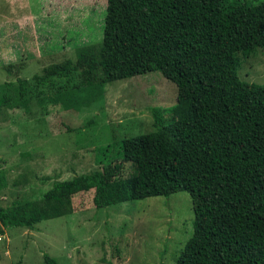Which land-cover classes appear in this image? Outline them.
<instances>
[{
    "label": "trees",
    "instance_id": "16d2710c",
    "mask_svg": "<svg viewBox=\"0 0 264 264\" xmlns=\"http://www.w3.org/2000/svg\"><path fill=\"white\" fill-rule=\"evenodd\" d=\"M106 3L103 40L45 68L32 90L80 109L103 100L107 84L159 71L177 86V104L152 108L155 129L114 143L115 155H105L114 144L98 149L100 170L55 181L38 200L0 204V235L71 215L74 198L91 191L97 209L187 192L194 231L176 264H264V85L239 75V55L264 49V0ZM17 82L16 99L0 85V109L26 97L29 83Z\"/></svg>",
    "mask_w": 264,
    "mask_h": 264
},
{
    "label": "rangeland",
    "instance_id": "374dc122",
    "mask_svg": "<svg viewBox=\"0 0 264 264\" xmlns=\"http://www.w3.org/2000/svg\"><path fill=\"white\" fill-rule=\"evenodd\" d=\"M106 7V0H0V85L10 83L16 99L17 80L29 83L17 108L0 109L3 207L38 200L55 181L100 170L98 149L150 133L151 109L177 104V86L159 71L107 84L103 100L80 109L51 101L47 87L32 90L45 68L76 62L81 50L103 40ZM239 58L242 81L264 85V49ZM130 172L125 164L124 176ZM93 197L94 191L77 195L73 214L44 220L34 230L5 228L0 264H47L45 255L57 264H176L193 235L187 192L104 209L94 206Z\"/></svg>",
    "mask_w": 264,
    "mask_h": 264
}]
</instances>
